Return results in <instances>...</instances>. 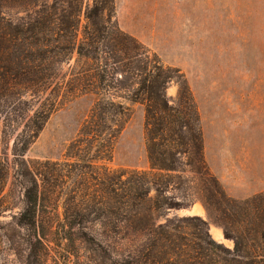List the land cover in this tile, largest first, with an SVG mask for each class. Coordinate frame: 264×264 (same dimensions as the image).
<instances>
[{
  "label": "trees",
  "instance_id": "obj_1",
  "mask_svg": "<svg viewBox=\"0 0 264 264\" xmlns=\"http://www.w3.org/2000/svg\"><path fill=\"white\" fill-rule=\"evenodd\" d=\"M63 2L68 9L59 14L57 9ZM114 10L113 0H94L85 10L86 24L80 38L82 0H54L50 5L43 0H0L1 97H20L17 102L26 106L22 95L47 94L60 77L61 66H70L69 77L67 73L60 77L24 124L15 139L14 154L22 157L27 153L59 108L60 96L95 98L77 138L67 149L65 161L42 163L46 170L36 176L43 178V184L55 181L54 186L59 179L74 180L75 189L63 199L64 220L57 231L60 238L87 244L90 237L83 231L99 221L110 239L120 236L132 243L139 236L144 238L120 254L108 247L109 264H264V214L259 213L264 195L250 201L259 214L249 227L240 231L224 226L226 237L235 241L233 250L210 239L207 223L199 217L157 225L164 210L183 205L164 197L173 183L183 180V166L200 178L209 212L230 200L206 162L201 118L184 74L165 66L149 48L123 32L113 21ZM13 11L24 15L14 20L8 14ZM171 82L179 85L173 103L166 94ZM127 102L145 108L150 170L113 172L101 166L102 195L88 194L91 169L110 161L114 142L124 130L130 111ZM19 110L23 109L12 108L13 115ZM20 113L16 116L23 123ZM8 114L4 117L6 128L10 126ZM57 167L61 169H54ZM52 171L58 172L56 176ZM95 177L91 175L92 180H97ZM39 189L33 179L25 191L26 207L18 225L42 244L46 236L38 233V207L49 198ZM77 221L84 225L80 235L72 229ZM193 221H200L201 226L188 238L183 229L195 227ZM37 257L40 259L39 254Z\"/></svg>",
  "mask_w": 264,
  "mask_h": 264
},
{
  "label": "rangeland",
  "instance_id": "obj_2",
  "mask_svg": "<svg viewBox=\"0 0 264 264\" xmlns=\"http://www.w3.org/2000/svg\"><path fill=\"white\" fill-rule=\"evenodd\" d=\"M44 1L50 5L54 0ZM93 1L82 0L80 38L86 24L85 10ZM113 1V21L118 27L149 48L165 66L184 74L199 115V102L205 107H201V112L203 109L210 115L216 113L219 123L224 122L220 113L231 110L232 116L235 114L232 137L227 141L223 138L225 144L232 143V196L215 176L230 201L209 212L203 200L200 178L183 166L184 172L180 173L183 180L173 183L164 194L183 205L164 210L156 221L160 225L172 219L199 217L207 223L210 239L233 250L235 241L226 237L224 226L243 231L259 213L264 214V205L255 214L254 204L250 203L258 195H264V0ZM61 6L57 9L59 14L68 9L65 2ZM8 14L15 20L24 12ZM149 37L156 39L155 47L141 41ZM69 67L68 64L61 66L60 77L66 73L69 77ZM51 89L42 97L22 95L23 102H27L23 107L17 102L20 97L0 96V264H109L105 253L108 247L120 254L144 238L139 236L132 243L123 241L120 236L110 239L101 222H93L83 231L84 225L77 221L72 229L77 235L81 230L88 233V243L62 240L57 232L58 224L64 220L63 199L75 189L74 180L63 182L59 179L54 186L55 181L43 184L42 177H36L46 170L42 163L65 161L67 149L77 138L95 98L64 99L60 96L59 108L49 117L27 153L19 157L13 151L17 135ZM178 93L179 85L171 82L166 94L172 103L177 100ZM126 104L130 111L124 130L114 142L110 161L99 162L91 169L88 194L102 195L104 170L99 168L101 166L113 172L150 170L145 108L141 104ZM16 107L23 109L17 112H22L23 123L17 118L18 114L13 115L12 108ZM7 113L10 126L6 128L4 117ZM250 117L251 125L246 123ZM56 173L52 171L55 176ZM91 175L97 180H92ZM33 179L39 184L40 192L49 198L41 201L38 207V233L46 236L42 244L36 243L27 228L18 225L19 215L26 207L25 191ZM150 195L154 196L155 192ZM192 225L195 227L183 229L188 238L197 232L201 222L193 221ZM217 232L221 235L216 236Z\"/></svg>",
  "mask_w": 264,
  "mask_h": 264
},
{
  "label": "crops",
  "instance_id": "obj_3",
  "mask_svg": "<svg viewBox=\"0 0 264 264\" xmlns=\"http://www.w3.org/2000/svg\"><path fill=\"white\" fill-rule=\"evenodd\" d=\"M141 41L148 46L155 47L153 44L156 43L155 38H141ZM198 104L204 133L206 162L211 173L219 179L225 190L232 196V143L225 144L223 138L227 141L232 137L236 125L235 114L232 116L231 110H227L224 114L220 113L224 122L219 123L216 113L210 115L209 112L203 110L205 107L201 102ZM201 107L203 108L202 112ZM251 121L250 117L246 123L251 125Z\"/></svg>",
  "mask_w": 264,
  "mask_h": 264
},
{
  "label": "bare ground",
  "instance_id": "obj_4",
  "mask_svg": "<svg viewBox=\"0 0 264 264\" xmlns=\"http://www.w3.org/2000/svg\"><path fill=\"white\" fill-rule=\"evenodd\" d=\"M216 234V236H220L221 235V233L220 232H217V233H215Z\"/></svg>",
  "mask_w": 264,
  "mask_h": 264
}]
</instances>
